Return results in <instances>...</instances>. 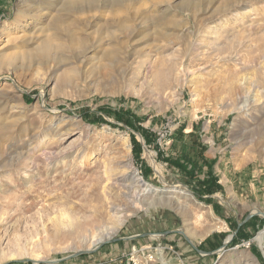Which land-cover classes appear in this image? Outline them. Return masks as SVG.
Returning <instances> with one entry per match:
<instances>
[{
  "label": "rangeland",
  "instance_id": "1",
  "mask_svg": "<svg viewBox=\"0 0 264 264\" xmlns=\"http://www.w3.org/2000/svg\"><path fill=\"white\" fill-rule=\"evenodd\" d=\"M75 1L0 0V264H264V0Z\"/></svg>",
  "mask_w": 264,
  "mask_h": 264
},
{
  "label": "bare ground",
  "instance_id": "2",
  "mask_svg": "<svg viewBox=\"0 0 264 264\" xmlns=\"http://www.w3.org/2000/svg\"><path fill=\"white\" fill-rule=\"evenodd\" d=\"M56 1H61V0H56ZM82 5H84L83 0H82V2L79 0L75 1V7H74L73 11H75L77 13L82 11L83 10ZM58 21H59V19H58ZM43 51L44 52L47 51V47H44ZM157 167L159 169H161L160 166H157ZM128 168L132 169V166H128ZM111 169L112 168H110L109 170H111ZM115 180H116V184L120 187L121 192H123V196H125L127 199H129V201H132L134 203L140 201V199H142V197H144V196L150 197V196H152V195H154L160 191V189H158V188L150 185L149 183L145 182L136 171H133L131 173H126L124 175H120ZM173 191L175 192L174 194L176 195L175 197L177 199L176 204L182 208L181 213L186 217V220H191L192 218L195 217L198 220H196L194 223L196 225H203L204 220H206L207 214H205V212H204V213H201L199 215H196L195 212H193L192 207H191V203H190L193 199L192 194L185 192L183 190H178L176 188ZM182 198H186L185 202H183V203L179 202V200H181ZM106 199H108L107 195H106ZM163 201H164V203H170V204L172 202V200H168V199L163 200ZM153 204H157V202L151 201L149 205H153ZM111 210L114 212V214H122V213L126 212L125 207L117 206L116 204H113V203L111 204ZM124 215L125 214L119 215V216L117 215L119 224H123L125 222ZM211 231H212V229L210 228L205 233L208 234ZM198 234H199V232H198ZM202 237H203V235H200L198 238H202ZM106 239H108V237L98 239L94 243V246L95 247L98 246L99 244L103 243L104 240H106ZM255 239L258 242V244H260V246H262L263 251H264V231H262L257 236V238H255ZM33 260L38 261V259H33Z\"/></svg>",
  "mask_w": 264,
  "mask_h": 264
},
{
  "label": "built area",
  "instance_id": "3",
  "mask_svg": "<svg viewBox=\"0 0 264 264\" xmlns=\"http://www.w3.org/2000/svg\"><path fill=\"white\" fill-rule=\"evenodd\" d=\"M168 253L178 255L180 264H185L181 256L173 246L163 244H149L140 247H134L129 253L127 264H172L168 259Z\"/></svg>",
  "mask_w": 264,
  "mask_h": 264
},
{
  "label": "trees",
  "instance_id": "4",
  "mask_svg": "<svg viewBox=\"0 0 264 264\" xmlns=\"http://www.w3.org/2000/svg\"><path fill=\"white\" fill-rule=\"evenodd\" d=\"M130 118H127V120H125L124 118H119L118 120L119 121H122V122H125L126 125L140 131L142 133V135L144 136L147 144H150L152 142V137L149 136L148 132H146L145 130L141 129L140 128H136V126L129 120ZM100 120L102 122H104V118L103 117H100ZM132 139L134 140V145H135V150H136V155L138 156L142 150V147L140 145V143L137 142L136 138L133 136ZM178 166H182V165H178ZM181 168V167H180ZM182 169V168H181ZM203 191H207L208 193H213L214 191L211 190V189H207V190H203Z\"/></svg>",
  "mask_w": 264,
  "mask_h": 264
},
{
  "label": "crops",
  "instance_id": "5",
  "mask_svg": "<svg viewBox=\"0 0 264 264\" xmlns=\"http://www.w3.org/2000/svg\"><path fill=\"white\" fill-rule=\"evenodd\" d=\"M245 232V231H244ZM221 238V237H220ZM220 238L219 236L215 237V238H210L206 243H205V247L206 249L208 250H211L213 248H215L217 245H218V242L220 241ZM156 244H163L165 246H170L169 244L167 243H163L162 241H158L156 242Z\"/></svg>",
  "mask_w": 264,
  "mask_h": 264
},
{
  "label": "water",
  "instance_id": "6",
  "mask_svg": "<svg viewBox=\"0 0 264 264\" xmlns=\"http://www.w3.org/2000/svg\"><path fill=\"white\" fill-rule=\"evenodd\" d=\"M140 137L142 138V140H141V143L143 144V143H145V140H144V138L142 137V135H140ZM168 233H171V232H168ZM228 242L229 241H226V242H224V245H223V249L228 245ZM104 243V242H103ZM103 243H101V244H103ZM100 244V245H101ZM196 247V246H195ZM91 251L90 250H87V251H80V252H77V253H75L73 256H70V258L71 257H76V256H79V255H81V254H87V253H90ZM198 252H200V251H198ZM30 260H25V262H29ZM38 263V262H37Z\"/></svg>",
  "mask_w": 264,
  "mask_h": 264
}]
</instances>
